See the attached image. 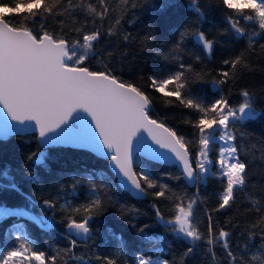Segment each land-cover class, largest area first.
Instances as JSON below:
<instances>
[{"label": "trees", "instance_id": "obj_1", "mask_svg": "<svg viewBox=\"0 0 264 264\" xmlns=\"http://www.w3.org/2000/svg\"><path fill=\"white\" fill-rule=\"evenodd\" d=\"M133 2L137 6L133 8L131 4L128 5L117 34L112 36L107 34V29L120 13L111 12L104 21L90 15L85 10L86 5L91 3L97 6V0H83V6L75 8L72 14L54 16L45 13L27 21L21 15H12L9 20L17 26L26 25L35 32L45 25L50 34L69 41L79 39L81 43L82 35L74 29L84 26V30L90 33L99 28L101 36L93 42L91 58L84 66L92 71H104L107 67L124 82L135 83L144 90L152 102L150 116L192 141L189 148L193 153L198 151V132L186 121L195 119L198 114L185 108L175 97L165 98L162 93L152 89L150 76L155 74L162 78L176 71L180 62L193 63L197 71L203 70L207 74L204 81L194 85L195 93L203 104L212 103L222 94L228 96L235 106L243 100L241 90L248 89L256 95L254 108L258 112L264 111V56L259 54V45L264 44V34L252 35L260 31L255 22L241 20L247 34L240 37L225 19L231 10L226 9L222 0H199L205 17L199 27L216 41L211 57L201 50L191 36L183 41L182 51L172 52L185 24L196 19L189 7V0ZM108 3L116 7L114 0H108ZM97 10H100L98 6ZM93 19L96 20L95 25ZM60 21L64 22L63 27ZM124 35H128L129 39H123ZM249 40L256 49L251 56L252 68L242 71L235 83L214 85L213 76H218L220 70L229 67L223 65L222 61L244 51ZM177 55L181 58L179 61L174 58ZM196 56H200L201 60L197 61ZM236 127L244 133L239 140L247 155L242 152L241 158L251 167L247 186L242 191L237 188L235 201L224 209H218L224 182L216 175L218 166L215 163L210 166L205 181L194 180L191 186H187L173 164L149 161L136 154L134 171L137 174L141 170L148 172L160 184L168 185L171 192L166 190L167 199L153 197L151 191L143 197H134L117 184L108 157L60 144L41 148L32 131L0 138V204L18 206L33 215L12 213L0 218V256L18 247L20 241L17 236H21L30 242L34 250L43 251L47 256L71 248L69 255L61 257L57 264H63L64 260L68 264H101L97 256H111L117 260V264H136L139 256H157L175 264H228L222 240L212 245L215 257L209 252L205 240L198 241L194 251L184 257L189 242L173 232L170 225L159 221L155 214L156 208H159L166 218L174 216L173 194L183 197L185 204L189 199L197 198L193 222L202 234L207 233L208 215H211L215 234L219 229L230 234L229 244L234 254L246 251L248 257L254 253L264 255L260 251L261 237L250 238L246 231L258 219L253 201L264 206V116L243 125L237 124ZM219 146L220 142L217 141L210 152L213 161ZM41 150L46 157L43 164L37 163L35 158L29 159L32 153ZM97 195L104 202L105 210L89 224L90 238H75L67 234L65 228L71 210L88 204ZM45 200H50L55 207L50 208L44 203ZM81 216L82 213L74 214V218ZM145 225L148 227L145 228ZM72 239L77 240L75 247L70 244Z\"/></svg>", "mask_w": 264, "mask_h": 264}, {"label": "snow or ice", "instance_id": "obj_2", "mask_svg": "<svg viewBox=\"0 0 264 264\" xmlns=\"http://www.w3.org/2000/svg\"><path fill=\"white\" fill-rule=\"evenodd\" d=\"M114 3L116 7H111L108 0H97L99 11L97 6L91 3H87L85 9L101 21L108 18L111 12L120 13L113 18L114 23L107 29L109 36L117 34L116 30L128 5L131 4L133 8L137 6L133 0H114ZM222 3L226 9L231 10L225 19L236 35L243 37L247 34L245 27L241 26V20L258 25L260 31L253 32L252 35L264 34V0H222ZM82 6L83 0H0V105L11 121L16 122L9 123L7 120L0 126V136L20 130V125L28 128L34 124V129H38L44 146L69 143L82 147L83 138L79 129L72 128L71 121L75 113L83 112L90 117L102 146V150L97 153L104 157L110 156L123 186L134 195L143 196L151 191L153 197L167 199L166 190L171 192L168 185L160 184L148 172L141 170L137 174L133 170L136 163L134 145L143 132L147 133V138L155 149L141 145L135 152H143L153 159H164L178 164L182 175L188 180L205 181L210 166L215 163L218 166L216 175L224 182L218 209L230 206L235 201L234 193L237 188L242 191L247 186L251 167L241 158V153L247 155V152L239 140L244 133L240 132L236 125H243L264 116V111L258 112L254 108L255 93L242 89L240 94L243 100L235 106L230 103L228 96L222 94L212 103L205 105L195 93L194 85L204 81L207 74L203 70L197 71L193 63L180 62L176 71L162 78L155 74L150 76L152 89L162 93L165 98L175 97L185 108L198 114L195 119L186 121L198 132V151L191 152L189 145L192 141L186 140L178 135L176 130L150 116L152 102L144 90L135 83L124 82L107 67L104 71H92L84 66L91 58L93 42L98 41L101 36L99 28L90 33L84 30V26L74 29L82 35L81 43L79 39L69 41L67 38L56 37L46 30L45 25H41L40 31L35 32L26 25L17 26L9 20L12 15H21L24 21L45 13L62 16L66 13L72 14L75 8ZM189 7L196 19L185 24L171 51H182L183 41L191 36L201 50L211 57L216 41L199 27L200 22L205 19L199 0H189ZM73 22H76L74 15ZM60 23L63 27L64 22ZM92 23L95 25L96 20L93 19ZM123 39L128 40L129 36L124 35ZM254 52L256 49L249 40L244 51L222 61L223 65L229 67L220 70L218 76H213L212 83L217 86L235 83L242 71L252 68L251 56ZM259 54L264 56V44L259 45ZM165 58L167 59V56ZM174 58L178 61L181 59L178 55ZM195 59L200 61L201 57L196 56ZM167 102L171 103V100ZM64 126L67 127L62 137L53 135L59 133ZM217 141L220 146L213 161L210 152ZM33 158L37 163L43 164L46 159L45 152H34L29 159ZM92 187L95 189L96 186ZM157 188L159 190H156ZM172 198L175 201L174 216L166 218L159 208H156L155 214L159 221L170 225L173 232L179 233L189 242L190 246L183 254L185 258L194 251L196 243L201 240L206 241L209 252L215 257L212 245L222 240L228 264H264V255L254 253L248 257L246 251H237L234 254L229 244L230 234L223 229H219L218 234H215L211 215H208L207 233L202 234L193 222L197 198L189 199L187 204L181 196L173 194ZM44 203L50 208L55 207L50 200H45ZM253 204L256 205L254 210L258 219L246 231L250 238L257 235L261 237L260 251L264 252V206L256 201H253ZM104 210V202L97 195L88 204L71 210L67 217V228L78 236L90 238L89 224ZM79 213H82V216L74 218V214ZM9 214L12 213L0 208V215ZM140 231L143 232L144 229L141 228ZM17 240L20 241L19 246L0 256V264H57L61 257L68 256L71 252V248H65L57 251L55 255L47 256L43 251L34 250L27 239L17 236ZM70 244L75 247L77 240L72 239ZM96 259L101 261V264H117V260L111 256H97ZM63 264H68V261L64 260ZM136 264L175 262L167 259L153 261L150 257L139 256L136 258Z\"/></svg>", "mask_w": 264, "mask_h": 264}, {"label": "water", "instance_id": "obj_3", "mask_svg": "<svg viewBox=\"0 0 264 264\" xmlns=\"http://www.w3.org/2000/svg\"><path fill=\"white\" fill-rule=\"evenodd\" d=\"M7 120H8L9 123H16L14 121H11V118L7 116V112L3 111L2 105H0V126L4 125ZM26 123H28V122H26ZM71 126H72L73 129H79L80 135L83 138L81 140V143L84 146L78 147V148H83L85 150H88L89 152L95 154L96 156L104 157V156H101V155H99L97 153V152L102 150V146L99 144L98 136L95 133L94 125H92L91 119H90V117L87 116L86 113H83V112L75 113L74 116H73V119L71 121ZM66 127L67 126H64L60 130L59 133H55L53 135L57 136V137H62L64 135V131H65ZM19 128H20V130H18L16 132H13V133L21 134L23 132H30V131L34 132L36 134V137H37V142H38V144H39V146L41 148H45L47 146L57 145V144H60V145H63V146L77 147V146H75L73 144H69V143H53V144L44 146L41 143V138L39 137L38 129H34V124L33 125H29L28 128H24L23 125H20ZM8 135H10V134H8ZM8 135L0 136V138H4V137H6ZM141 145L151 146V141L147 138V133H143L142 132L140 134V139L135 143V145H134V157H135L136 154H138L142 158H144L146 160H149V161L161 162V163L166 164V165L167 164H173L178 169V171L181 173V175H182L181 167L178 164L174 163V162H170V161H167V160H164V159H153L151 156H149V155H147V154H145L143 152L136 153L135 151L137 149H139L141 147ZM151 147L153 149H155V146H151ZM93 149H95V151H93ZM157 151H159V150H157ZM161 151H164V150H161ZM108 163H109V167H110L111 171L114 173V175L116 177L117 184L120 187H122L123 189L128 190L127 188H125L123 186V184L121 182L120 174L118 173L117 169L113 166V163L111 161L110 156L108 157ZM182 178L185 181L187 186H191L194 183V180H188L183 175H182ZM128 192L134 197H143L144 196V195L143 196H136L132 192H130L129 190H128ZM65 232L67 234H69V235H74L75 238H82L83 237V236H78V235L74 234L73 232H70L69 229L67 228V226L65 228Z\"/></svg>", "mask_w": 264, "mask_h": 264}, {"label": "rangeland", "instance_id": "obj_4", "mask_svg": "<svg viewBox=\"0 0 264 264\" xmlns=\"http://www.w3.org/2000/svg\"><path fill=\"white\" fill-rule=\"evenodd\" d=\"M0 208L7 210L9 213H22V214H26L28 216L33 217V215H31L29 212L25 211L23 208L18 207V206H11V205H7V204H0ZM2 216H4V215H0V218ZM145 258H149V257H145ZM150 258L153 261H163L164 260L163 258L157 257V256H151Z\"/></svg>", "mask_w": 264, "mask_h": 264}]
</instances>
